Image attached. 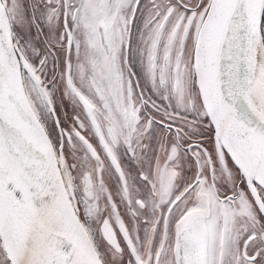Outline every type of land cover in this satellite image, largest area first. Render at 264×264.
<instances>
[{
  "label": "snow or ice",
  "instance_id": "6c2138e0",
  "mask_svg": "<svg viewBox=\"0 0 264 264\" xmlns=\"http://www.w3.org/2000/svg\"><path fill=\"white\" fill-rule=\"evenodd\" d=\"M0 264H264V0H0Z\"/></svg>",
  "mask_w": 264,
  "mask_h": 264
}]
</instances>
